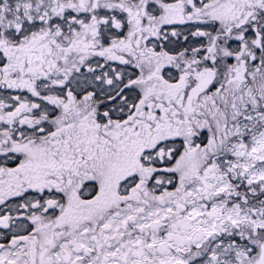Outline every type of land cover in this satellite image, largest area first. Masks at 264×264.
<instances>
[{
	"label": "snow or ice",
	"instance_id": "6c2138e0",
	"mask_svg": "<svg viewBox=\"0 0 264 264\" xmlns=\"http://www.w3.org/2000/svg\"><path fill=\"white\" fill-rule=\"evenodd\" d=\"M0 264H264V0H0Z\"/></svg>",
	"mask_w": 264,
	"mask_h": 264
}]
</instances>
